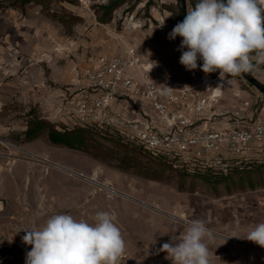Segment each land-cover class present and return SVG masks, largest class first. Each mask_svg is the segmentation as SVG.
<instances>
[{
	"label": "rangeland",
	"instance_id": "rangeland-1",
	"mask_svg": "<svg viewBox=\"0 0 264 264\" xmlns=\"http://www.w3.org/2000/svg\"><path fill=\"white\" fill-rule=\"evenodd\" d=\"M109 1L0 0V145L9 142L15 147H4L14 148L16 155L35 158L22 148L33 142L23 141L28 121L40 115L59 125L71 124L60 107L80 91L81 70L101 54L120 55L127 46H134L149 67L150 61L158 62L153 74L159 81L166 74L176 82L184 76L194 78L197 70L204 79L219 74L206 75L200 70V60L193 71L180 64L182 51L187 49L178 50L181 37L169 38L182 7L179 0H125L110 22L101 23L97 10ZM197 2L185 0L183 5L187 11ZM252 76L264 84V71ZM226 78L232 82L226 84L214 107L218 120L227 122L236 113L240 121L255 117L264 107V93L247 74ZM39 139L40 144L47 141ZM68 153L87 174L83 177L82 171L62 169L89 185L94 205L88 221L92 223L97 212L114 213L126 252L137 261L172 264L165 259L166 253L159 252L161 245L184 231L190 221L203 220L213 233L206 241L213 253L211 264H264V252L239 245L251 228L264 222V188L230 195L221 188L219 196L204 187L190 192L180 190L175 181L149 180L116 168L115 162L77 150ZM247 158L264 159V143L256 145ZM186 164L195 167L198 163ZM93 176L95 181L89 179ZM98 183L118 193L110 195Z\"/></svg>",
	"mask_w": 264,
	"mask_h": 264
},
{
	"label": "built area",
	"instance_id": "built-area-1",
	"mask_svg": "<svg viewBox=\"0 0 264 264\" xmlns=\"http://www.w3.org/2000/svg\"><path fill=\"white\" fill-rule=\"evenodd\" d=\"M149 71L134 46H127L120 55H99L81 70L77 79L80 91L60 107V112L72 122L65 125L109 129L153 156L166 154L182 158L185 163L212 167H226L232 160L247 158L256 145L264 143V107L250 120L240 121L236 113L224 124L215 123L218 115L214 107L227 78L221 81L217 74L204 79L197 70L194 78L184 76L176 82L166 74L159 81L154 77V69ZM162 84L172 88L169 95L162 94ZM1 143L15 147L6 141ZM52 166L66 169L55 163ZM89 179L95 181L96 177ZM97 185L110 195L118 193L111 186ZM239 245L264 252V248L248 240ZM15 247L26 253L31 250V245L21 241H16ZM11 258L10 251L0 255V264H8ZM118 264L150 263L137 261L125 251Z\"/></svg>",
	"mask_w": 264,
	"mask_h": 264
},
{
	"label": "clouds",
	"instance_id": "clouds-1",
	"mask_svg": "<svg viewBox=\"0 0 264 264\" xmlns=\"http://www.w3.org/2000/svg\"><path fill=\"white\" fill-rule=\"evenodd\" d=\"M177 36L182 38L178 50L187 49L179 61L186 70H196L200 60V70L206 75L219 71L221 81L255 75L264 71V0H198L169 33L170 39ZM156 66L158 62L150 61V71ZM163 86L162 94L169 95L172 88ZM21 230L22 242L31 245L25 264H118L126 251L117 217L107 211L97 212L92 223L55 214L42 227ZM212 238L205 221L192 220L159 252L172 264H211L206 241ZM244 239L264 248V222Z\"/></svg>",
	"mask_w": 264,
	"mask_h": 264
},
{
	"label": "trees",
	"instance_id": "trees-1",
	"mask_svg": "<svg viewBox=\"0 0 264 264\" xmlns=\"http://www.w3.org/2000/svg\"><path fill=\"white\" fill-rule=\"evenodd\" d=\"M29 1L23 0L25 3ZM179 1L182 7L178 22H182L187 11L183 5L185 0ZM123 2L125 0H110L107 4L100 5V10H97L98 21L110 22L114 10ZM260 89L264 93V84ZM23 136L24 142L46 138L55 146L81 151L100 160L115 162L116 168L127 172L133 171L149 180L175 181L180 190L194 192L204 187L212 189L219 196L223 192L230 195L264 188V159L232 160L226 167L220 168L201 164L189 167L179 157H170L166 154L153 156L142 146L125 142L109 129L102 131L81 126L69 128L40 115L33 116L28 121Z\"/></svg>",
	"mask_w": 264,
	"mask_h": 264
},
{
	"label": "crops",
	"instance_id": "crops-1",
	"mask_svg": "<svg viewBox=\"0 0 264 264\" xmlns=\"http://www.w3.org/2000/svg\"><path fill=\"white\" fill-rule=\"evenodd\" d=\"M215 123L224 124L218 118ZM39 140L28 143L27 149L22 147L35 158L18 156L14 148L0 145V255L12 253L8 264H25L27 253L15 247L25 235L21 229L42 227L55 214L90 220L93 211L90 187L84 179L52 166L55 163L79 170L85 176L86 172L76 167L68 155L72 149L55 146L48 140L41 143L42 147Z\"/></svg>",
	"mask_w": 264,
	"mask_h": 264
},
{
	"label": "water",
	"instance_id": "water-1",
	"mask_svg": "<svg viewBox=\"0 0 264 264\" xmlns=\"http://www.w3.org/2000/svg\"><path fill=\"white\" fill-rule=\"evenodd\" d=\"M247 79L253 83L256 87L259 89L262 87L263 84H261L257 79H255L252 75L247 74Z\"/></svg>",
	"mask_w": 264,
	"mask_h": 264
},
{
	"label": "bare ground",
	"instance_id": "bare-ground-1",
	"mask_svg": "<svg viewBox=\"0 0 264 264\" xmlns=\"http://www.w3.org/2000/svg\"><path fill=\"white\" fill-rule=\"evenodd\" d=\"M184 215H185V213H184Z\"/></svg>",
	"mask_w": 264,
	"mask_h": 264
}]
</instances>
